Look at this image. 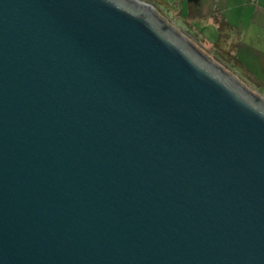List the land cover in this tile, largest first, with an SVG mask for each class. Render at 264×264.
I'll return each instance as SVG.
<instances>
[{
    "label": "water",
    "instance_id": "1",
    "mask_svg": "<svg viewBox=\"0 0 264 264\" xmlns=\"http://www.w3.org/2000/svg\"><path fill=\"white\" fill-rule=\"evenodd\" d=\"M142 0H0V264H264V101Z\"/></svg>",
    "mask_w": 264,
    "mask_h": 264
},
{
    "label": "rangeland",
    "instance_id": "2",
    "mask_svg": "<svg viewBox=\"0 0 264 264\" xmlns=\"http://www.w3.org/2000/svg\"><path fill=\"white\" fill-rule=\"evenodd\" d=\"M133 1V0H132ZM147 2L150 10L165 26L187 41L201 55L222 67L209 53V46L217 39V28L211 19L215 11L230 20H234L240 32V47L236 50L238 62L233 70H223L232 75L243 86L264 101V53L261 48L264 34L259 33L257 27L248 29L252 19H258L251 0H201V13L194 19H186V0H142ZM211 5V6H209ZM207 7H209L207 9ZM228 19V18H227ZM230 22L229 20H227ZM201 38L204 40L201 41ZM194 39V41L192 40ZM261 49V50H260Z\"/></svg>",
    "mask_w": 264,
    "mask_h": 264
},
{
    "label": "trees",
    "instance_id": "3",
    "mask_svg": "<svg viewBox=\"0 0 264 264\" xmlns=\"http://www.w3.org/2000/svg\"><path fill=\"white\" fill-rule=\"evenodd\" d=\"M186 2V19L198 17L201 13V0H186ZM211 19L217 28V39L209 46V53L222 67L233 70V66L238 62L236 50L240 45V30L229 23L219 11L213 12Z\"/></svg>",
    "mask_w": 264,
    "mask_h": 264
},
{
    "label": "crops",
    "instance_id": "4",
    "mask_svg": "<svg viewBox=\"0 0 264 264\" xmlns=\"http://www.w3.org/2000/svg\"><path fill=\"white\" fill-rule=\"evenodd\" d=\"M218 1H221V0H218ZM212 3L214 2V0H210L209 3ZM211 6V5H209ZM250 7V9L253 8V11L255 14H258L259 15V18L258 19H254L252 17V19L250 20L249 22V26H248V29L249 28H252V26L254 27H257L258 29V34L261 33V34H264V0H255L252 2V5H248ZM209 7H207L208 9ZM228 18V19H227ZM226 19L229 20L230 22L229 23H236L233 19L230 20L229 17H227ZM236 26V25H235ZM237 27V26H236ZM238 28V27H237ZM239 29V28H238ZM241 34V32H240ZM241 38V37H240ZM264 38V37H263ZM263 43H261V48L264 47V39L262 40ZM240 47V45H239ZM261 50V49H260ZM263 53H264V48L262 49Z\"/></svg>",
    "mask_w": 264,
    "mask_h": 264
},
{
    "label": "built area",
    "instance_id": "5",
    "mask_svg": "<svg viewBox=\"0 0 264 264\" xmlns=\"http://www.w3.org/2000/svg\"><path fill=\"white\" fill-rule=\"evenodd\" d=\"M251 1H255V0H251Z\"/></svg>",
    "mask_w": 264,
    "mask_h": 264
}]
</instances>
